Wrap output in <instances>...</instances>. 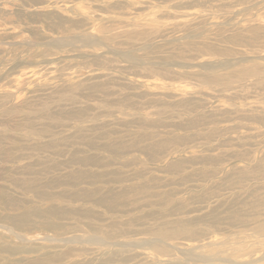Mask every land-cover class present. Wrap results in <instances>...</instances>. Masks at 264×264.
Masks as SVG:
<instances>
[{"label": "rangeland", "instance_id": "374dc122", "mask_svg": "<svg viewBox=\"0 0 264 264\" xmlns=\"http://www.w3.org/2000/svg\"><path fill=\"white\" fill-rule=\"evenodd\" d=\"M243 201L264 204V0H0V264L242 261L256 210L212 221Z\"/></svg>", "mask_w": 264, "mask_h": 264}, {"label": "bare ground", "instance_id": "6f19581e", "mask_svg": "<svg viewBox=\"0 0 264 264\" xmlns=\"http://www.w3.org/2000/svg\"><path fill=\"white\" fill-rule=\"evenodd\" d=\"M259 6V5H258ZM202 16V15H201ZM188 38V37H187ZM186 39V38H185ZM82 41V40H81ZM181 41H183V39L181 40ZM185 41V40H184ZM88 42V41H87ZM92 43H93V41H91ZM44 45V44H43ZM50 45V44H49ZM48 45V46H49ZM91 45H94V44H91ZM107 54V53H106ZM103 57V56H102ZM249 60V59H248ZM236 61V60H235ZM246 61V60H245ZM247 62V61H246ZM251 62V61H250ZM245 63V62H244ZM224 65V64H223ZM226 65V64H225ZM224 65V66H225ZM230 65V64H229ZM184 66V65H183ZM212 66V65H211ZM223 66V67H224ZM197 66H195V68H196ZM198 67H200V66H198ZM202 67V66H201ZM212 67H214V66H212ZM217 67V66H216ZM235 67V66H234ZM187 68V67H186ZM192 68H194V67H192ZM222 68V67H221ZM233 68V67H232ZM231 68V69H232ZM188 69V68H187ZM204 69H206V68H204ZM229 69V68H228ZM124 197V196H123ZM262 202H263V200H261ZM261 201H259L258 203H251L250 201H243L242 202V210H240V211H236V210H238V209H236V206H234V207H232V210L234 211L233 213H239V214H231V216H229V217H226V216H223L222 218H220V215H218L219 213H217V215H218V218H220V219H218V218H216V219H213V221H212V223H214L213 225L215 226V228L217 227V228H219L220 227V225H226L227 224V221L228 220H230V219H233V218H238V219H240V220H245L246 218H247V215L245 214V212L246 211H248V209H255L256 210V212H257V214H255L254 215V223H253V226L255 227V229H256V231L261 235V239H259V241H257L256 242V244L254 245V246H250V248L251 247H263L264 246V215L262 216V214L260 213V210H262L263 208H264V204L263 203H261ZM218 202H216V204H217ZM213 205H215V203H213ZM244 205V206H243ZM248 207V208H247ZM181 207H179V208H175L176 210L175 211H182L183 209H180ZM247 208V209H246ZM215 211H217V210H214L213 212H215ZM242 211V212H241ZM258 213H260V214H258ZM177 215H181V213L179 212V213H177ZM210 215V214H209ZM215 216V215H214ZM216 217V216H215ZM225 218H227V219H225ZM230 218V219H229ZM181 219H182V217H181ZM227 220V221H226ZM181 223H183L182 222V220H180V222H179V224H181ZM196 225H195V227L197 226H200V225H206V226H208V220L207 219H205V220H203L202 221V223L201 222H197V223H195ZM173 225V224H172ZM221 226V227H222ZM220 227V228H221ZM12 232V231H11ZM195 232V234H194V236H196V237H199V236H202L203 234L201 233V234H198L199 232L198 231H194ZM21 236V235H20ZM206 235H203L202 237H199L200 239H203V240H207L208 239V237H206V238H204ZM247 236V235H246ZM252 236H254V235H252ZM256 237V236H255ZM83 238V237H82ZM95 238V237H94ZM247 238V237H246ZM72 239V238H71ZM79 239H81V238H79ZM86 239H88V238H86ZM91 239V238H90ZM191 239H193V238H191ZM211 238H209V240H210ZM77 240V239H76ZM75 240V241H76ZM92 240V239H91ZM23 241V240H22ZM27 241H28V239H27ZM26 241V242H27ZM50 241V240H49ZM74 240H72V242H73ZM79 241V240H78ZM82 241H83V239H82ZM86 240H84L83 242H85ZM97 240L95 239V242H96ZM99 241V240H98ZM230 241H231V239H230ZM66 242V241H65ZM92 242V241H91ZM90 241H88L87 243H91ZM102 242V241H101ZM146 242H147V240H146ZM152 242V241H151ZM220 241L218 240V241H211V243H209V245L211 244L212 246H214L216 243H219ZM221 242H223V243H219L218 244V246H224L225 248H226V246L228 245V243L229 242H227L226 240H222ZM68 243V242H67ZM66 243V244H67ZM82 243V242H81ZM98 243V242H97ZM104 243V242H103ZM145 243V242H144ZM148 243H149V241H148ZM148 243H146V246L145 247H147L148 245ZM154 243V242H153ZM153 243H150V245L151 244H153ZM157 243V242H156ZM246 243V242H245ZM245 243H240V244H237V245H241V247H239V248H241L238 252H239V254H240V256H239V258H242V261H238L237 259L238 258H233V259H231V258H228L227 256H222V257H220L219 256V254H218V257H217V259L216 258H211L210 256H207L208 258H210V259H206V257H203L201 260H202V262L203 263H205V264H210L211 262L213 263L214 261L215 262H217L218 264H256V263H258V261L257 260H248V259H245V257H247V252L250 250V248H249V245H247V244H245ZM68 244H71V243H68ZM82 244H84V243H82ZM105 244H107V243H104V245ZM109 244V243H108ZM124 244V243H123ZM134 244L135 243H133V246H134ZM138 244V243H137ZM166 243L164 242V244L163 245H165ZM115 245V244H114ZM125 245V247L127 246V245H130L129 243L128 244H124ZM136 245V244H135ZM139 245V244H138ZM141 245V244H140ZM139 245V246H140ZM149 245V246H150ZM154 245V244H153ZM167 245H169V244H167ZM166 245V246H167ZM230 245V244H229ZM98 246V245H97ZM110 245H108V247H109ZM111 246H113V244L111 245ZM119 246H121L120 245V243H119ZM132 246V245H131ZM144 245L142 244V246H140V247H143ZM171 246V245H170ZM216 246V245H215ZM217 246V247H218ZM104 247H106V246H104ZM103 247V248H104ZM123 247V246H122ZM129 248H130V246H128ZM127 247V248H128ZM173 247V246H172ZM55 248V247H54ZM113 248V247H112ZM116 248H119V247H116ZM175 248V247H174ZM193 248V247H192ZM200 249H202L201 247H199ZM205 248V247H204ZM178 249V248H177ZM198 249V248H197ZM197 249H195L196 250V252H195V250H192V251H194V252H192L191 250V253H190V255H191V258H192V255L193 256H195V253H197ZM200 249H198V251L200 250ZM129 250V249H128ZM148 250H149V248H148ZM184 251V250H183ZM185 253H186V255H187V253L188 252H186V251H184ZM17 253V252H16ZM38 253V252H37ZM183 253V252H182ZM110 254V253H109ZM180 254H181V252H180ZM221 254V253H220ZM182 255V254H181ZM184 255V254H183ZM182 255V256H183ZM196 255H198V254H196ZM200 255V254H199ZM202 255V254H201ZM204 256H205V254H203ZM264 255V254H263ZM15 256V255H14ZM185 257V256H184ZM189 257V256H188ZM187 257V258H188ZM202 256H199L198 258H201ZM216 257V256H215ZM264 257V256H263ZM187 258H186V260H187ZM190 258V257H189ZM188 258V260H190ZM194 259V258H193ZM212 259V260H211ZM186 260H184V262H182V260H178V261H175L174 259H171V260H165L164 261V264H187L185 261ZM195 260V259H194ZM193 260V261H194ZM196 260H199V261H201L200 259H196ZM261 260V259H260ZM262 260H264V259H262ZM193 261H191V262H193ZM188 262V261H187ZM197 262V261H196ZM162 263V262H161ZM160 263V264H161Z\"/></svg>", "mask_w": 264, "mask_h": 264}]
</instances>
